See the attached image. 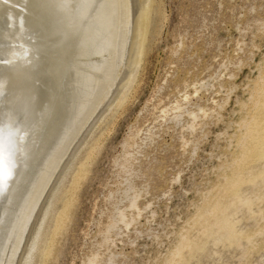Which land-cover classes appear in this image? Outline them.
Returning <instances> with one entry per match:
<instances>
[{
    "label": "bare ground",
    "instance_id": "bare-ground-1",
    "mask_svg": "<svg viewBox=\"0 0 264 264\" xmlns=\"http://www.w3.org/2000/svg\"><path fill=\"white\" fill-rule=\"evenodd\" d=\"M165 11L162 0H63V3L61 0H48L47 3L0 0V61L17 60L12 66L9 62L0 63V135L4 136L9 127L3 109L11 98V90L18 91L17 98L26 101L25 107L31 111L25 125L28 126L27 148L24 151L20 148L26 140L23 135L24 142L17 140L19 144H16L19 148L15 154L19 157L16 163L13 161L16 166L11 169L12 176L0 193V264H33L37 252L46 251L49 234L56 238L48 248L53 253L57 237H61L69 221L81 181L86 179L101 149L104 138L98 142L95 139L113 114L135 99L133 90L144 56L151 41L156 40L164 28ZM258 30L264 31V23ZM24 52H27V64L20 60ZM262 60L255 66L258 75L246 92L248 100L238 101L242 115L232 120L223 133L229 138L222 153L224 158L220 155V164L216 166V180L201 193L197 202H193L195 211L175 233V242L166 255L154 264H205L209 262L204 263L206 259H223L231 252H237L240 264H247L264 244ZM242 63L238 61L239 66ZM18 65L20 71L27 67V75L14 77ZM213 77L200 85L193 84V93L191 85L183 83L179 98L159 109L158 125L147 129L146 134L136 129L126 139L123 155L114 162L118 168L116 174L122 180L117 189H111L105 196L111 205L106 214L107 223L99 221L100 229L94 237L96 244H92L93 249L84 264H128L123 251L116 252L117 242H125L123 238L129 237L134 227L137 237L128 238L127 242L132 246L137 243L142 232L135 227L154 204L152 200L141 203V199L150 194L143 190L145 185H141L142 188L136 183V179L145 178L147 170L139 164L141 157L156 141L161 128L178 127L183 152L188 153L190 160L198 155L202 138L197 137V133L219 122L221 111L236 89L232 82L230 85L228 82L229 88L220 83L218 90L225 92V96L219 101L210 97L207 103L211 101L212 107L192 103L201 92L214 90L216 78ZM230 77L236 76L231 73ZM20 105L18 107L24 104ZM16 118L22 119L21 116ZM230 129L234 131L232 134L228 132ZM75 164L72 198L51 232L56 207ZM180 174L171 182H179ZM150 212V219L154 221L156 212L154 209ZM153 239L158 245L163 242L156 235Z\"/></svg>",
    "mask_w": 264,
    "mask_h": 264
},
{
    "label": "rangeland",
    "instance_id": "rangeland-1",
    "mask_svg": "<svg viewBox=\"0 0 264 264\" xmlns=\"http://www.w3.org/2000/svg\"><path fill=\"white\" fill-rule=\"evenodd\" d=\"M162 4L166 10L167 19L158 39L152 40L151 44L147 42L150 44H148L149 49L144 56V63L133 90L135 99L132 103L121 107L115 115L113 114L100 134L99 131L97 132L96 136L99 134V137L95 139V142L104 138L103 143L96 159L89 167V174L81 181L76 192L67 227L65 226L61 237H57L58 243L54 246L53 253L51 250L48 251V248L53 238H56L48 235L45 242L46 251L37 252L33 264H84L91 254L93 245L96 244L94 237L100 229V223L104 225L107 223L106 214L108 215L111 205L106 202L105 196L111 189H117L119 181L122 180L117 176L118 168L114 162L123 155V145L126 139L136 129H141V133L146 134L147 129L158 125L156 117L159 116V109L179 98L183 83L190 84V92L193 93L192 86L200 85L204 80L214 78L213 76L216 78L213 81L216 86L214 90L211 89L209 93L201 92V95L192 103L212 107L211 101L207 103L210 97L213 96L219 101L225 96L223 95L225 92L218 90L219 84H225L229 88L231 82L234 83L236 89L229 104L221 111V119L219 122L215 121L217 124H210L197 133V137L200 136L202 140L199 144L198 155L191 160L188 153H184L181 148L182 136L179 127L171 128L172 130L161 128L158 131L160 137H156V141L152 143L153 145L151 144L152 148L150 145L148 150L145 149V156L142 155L139 162L144 165L143 170L147 169L145 178L136 179V183L140 187L145 185V189L142 187L143 190H148L150 193L141 199V203H148L152 200L154 204L144 213L140 223L135 227L142 232L139 234L137 243L133 246L128 243V238L133 240L137 237L134 227H131L129 237L123 238L125 242H117L116 252L123 251L128 264H154L156 260L162 259L175 242V233L182 229L195 211L193 202H197L201 193L216 180V166L220 164L219 157L225 152L227 138H229L223 133L232 120H237L238 116L242 115L239 102L248 100L249 94L246 92L252 85V79L258 75L257 65L264 59V39H262L264 31L260 33L258 30L260 24L264 23V0H162ZM153 28L154 23L151 27L152 32ZM242 31L247 34H242ZM237 49L242 51L238 53ZM178 51H180L179 54H177ZM20 60L27 64V52L22 54ZM240 60L243 61L241 66L238 65ZM6 61H9L12 66L17 60L8 58ZM16 70L14 77L18 74L27 75V67L21 71L20 67ZM219 70L224 76L219 73ZM217 72L220 74L217 76H222L220 80L215 75ZM231 73L236 76L234 79H231ZM247 83L250 85L247 86ZM11 93L9 96L11 98L3 109L8 118L5 123L10 127L7 126L8 130L4 136L11 138L16 135L11 141L19 144L20 139L18 138L23 135L26 137L28 127L25 126L27 125L26 118L31 111H27L26 101L17 98L18 91L11 90ZM18 102L24 105L21 106ZM18 104L21 107H18ZM157 104H159L158 108H156ZM15 110L17 115H15ZM17 116H21L23 120L16 118ZM21 120L24 125L20 122ZM17 122H20L19 125ZM12 124L15 125L12 127L13 130L11 129ZM22 128H25L24 131ZM228 132L232 134L234 131L230 129ZM24 137L22 140L24 142L26 139L25 142L20 144L23 151L27 148V137L25 139ZM15 154L16 152L13 155V161L16 163L19 156ZM75 173L76 164L71 167L64 195L56 207L51 232L57 225L58 217L66 212L72 198ZM179 173H181L179 182L172 183L171 180ZM148 185L150 187L147 188ZM153 209L156 212L154 221L150 219V211ZM102 212H105V215ZM100 220L102 221L99 223ZM155 235L163 239L159 245L154 239L152 240ZM97 239L100 240V237ZM263 245L259 253H254L247 264H264ZM228 254H225L223 259L218 257H215L214 261L206 259L204 263L209 261L205 264H215L222 260L218 264H229V262L240 264L237 252Z\"/></svg>",
    "mask_w": 264,
    "mask_h": 264
},
{
    "label": "snow or ice",
    "instance_id": "snow-or-ice-1",
    "mask_svg": "<svg viewBox=\"0 0 264 264\" xmlns=\"http://www.w3.org/2000/svg\"><path fill=\"white\" fill-rule=\"evenodd\" d=\"M41 2L47 3L48 0H41ZM5 3H7V0H5ZM61 3H63V0H61ZM8 62L9 61H0V63ZM19 139L22 140L23 137H19ZM17 151H19V148L14 142L9 138L0 135V193H3L8 180L12 176L11 169L16 166L12 157Z\"/></svg>",
    "mask_w": 264,
    "mask_h": 264
}]
</instances>
